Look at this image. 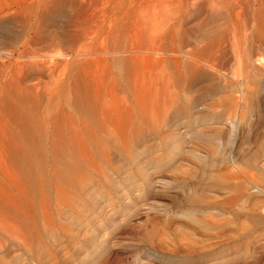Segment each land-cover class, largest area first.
I'll return each mask as SVG.
<instances>
[{
    "label": "rangeland",
    "instance_id": "obj_1",
    "mask_svg": "<svg viewBox=\"0 0 264 264\" xmlns=\"http://www.w3.org/2000/svg\"><path fill=\"white\" fill-rule=\"evenodd\" d=\"M186 2L190 0H0V19L7 29L0 27V221L8 213L3 219L8 223L11 218L7 225L13 227L8 229L13 228L17 236L3 238L6 244L0 248V256L5 264H43L54 242L61 248L59 255L65 256L73 244L78 251L84 241L101 242L106 248L97 264H264V211L247 206L262 200L263 194L256 187L233 191L230 180L251 174L264 187V0L211 1L218 2V10L223 8L222 25L210 28L219 35L200 44L206 48L202 57L209 61L202 77L190 81L172 66L166 65L165 72L153 63L138 66L139 84L135 83L140 87L135 94L143 103L138 104L135 95V105V97L130 95L132 109H124L120 122L117 119L122 144L110 156L115 169L110 176H91L82 193L74 189L68 194L61 192L65 191L64 172L62 163L52 161L53 140L44 143L48 149L44 163L50 166L49 172L54 170L58 182L56 189H45L50 196L37 200L34 182L21 169L30 154L29 123L36 112L32 99L41 104L48 97L49 73L56 80L65 79L58 80L66 85L82 84V90L73 85L78 95L92 97L93 92L94 96L100 86L96 83L104 87L111 83L98 80V64L93 65L96 58L107 57L102 52L114 45L149 47L153 36L157 37L153 33L172 26ZM206 2L200 7L199 18L208 15ZM217 5H212L215 11ZM77 78L84 81L79 83ZM66 79L72 80L67 83ZM124 95L121 92L116 98ZM159 105L165 108V119L162 111L157 112ZM42 107H38L39 117L47 114L48 122L40 124H48L50 131L59 127L57 121L54 126L53 121L49 123L50 109L44 113ZM88 147L83 150L92 152ZM102 166L98 165V170ZM71 170L72 176L91 173L82 167ZM145 170L149 172L146 182ZM15 179L30 190L18 193ZM139 189L146 191L143 196H137ZM242 192L246 194L241 198ZM11 195L17 196L15 203L8 200ZM4 196L6 214L2 212ZM129 200V211L119 208ZM69 205L75 211H69ZM50 214L62 215V219ZM189 243L190 252L182 253L181 245ZM161 246L163 252L150 255Z\"/></svg>",
    "mask_w": 264,
    "mask_h": 264
},
{
    "label": "bare ground",
    "instance_id": "obj_2",
    "mask_svg": "<svg viewBox=\"0 0 264 264\" xmlns=\"http://www.w3.org/2000/svg\"><path fill=\"white\" fill-rule=\"evenodd\" d=\"M206 1H207L206 2L207 5L209 6V7L205 8L206 9L205 11L208 14V15H206L207 18L206 17L201 18L202 16L199 18V16H197V14L200 15L199 14L200 13L199 11L201 9L200 7L204 4L205 0L202 3V5H201V2L199 3L198 0H190V2H186L187 6L185 8H183V10H180L181 6H180V4H178L180 6V7L179 6L178 7H179V10L181 12L178 11L179 14L176 17H174L173 25L172 26L169 25L168 27L164 26L163 27L164 29L160 28V30L158 31L159 32L158 34L153 33V35H157V37H156L157 41L155 40V37L153 36V39L155 41L152 38H151V40H153V42L155 44L153 42H151V43H153V45H151V43L149 42L150 43L148 45L149 47H141L138 43L137 44H135V43L129 44L128 43L129 45H124L125 43L123 42L124 44L120 47H119V45L118 46L116 45L117 48H113L115 45L111 46L112 44H110V46L112 48L111 47L109 48L108 43H106L108 45L109 49L102 52V54L107 55V57L104 56V57L96 58L97 63H94L93 65L98 64L97 68L94 66L96 68V70L98 69V72H97L98 78H99L98 80H101V81L109 80L111 83H109V85L107 87H104L103 84L96 83V85H95L96 87H97V85L98 86L100 85V86L97 87V89L99 88L98 90L95 89L96 92L94 91L95 92L94 96L92 94L93 92L90 93L92 95V97H90V95H87V94H85L87 96H85V95L83 96V93L78 95L79 92L76 90V88L74 89V87H73V85L75 83L74 84L72 83V85L70 82L68 83V81L70 79L69 80H67V79L70 76L66 79V81L69 85H71L72 90L70 89L69 85H66V82L64 84L61 81H59L62 79L57 78V80L59 79L57 81L56 79L52 78L55 76L52 73H49V76H50L49 79L50 80H48L47 82L50 84H49V86L47 84L48 87H46V89H45L46 91H48L47 92L48 97H46L42 101L41 104L43 106L42 107L43 111L42 110L41 111L44 113H47V111L50 109V112L53 114L49 113V123H51L53 121L52 126H54L56 121H57V122H59V127L51 128V131L48 130V124H46L48 122V115L46 114L45 116L39 117L40 114H38V107L41 105L40 101L37 98H36V100L32 99L33 104H34L32 106H34V109L36 110V112L34 115H32L31 123H29L31 125L30 129L32 130L33 134L32 133H31V135L27 134V137L30 135V137L28 138L29 139V145L27 148V150L30 152V154L27 155V158L29 160L26 161V159H25L26 162H22V163H25V164H22L24 167H22V165H21V169L27 175L26 178L29 179L28 177H30L29 180L32 179V182H34L32 184H34L33 185L34 195L37 194V196L35 195L36 198L38 197L41 201L45 200L46 197L50 196V193H49V195H48V193L47 194L45 193V191H46L45 189L50 190L51 187L55 188L58 186L57 185L58 182L56 184V182L54 180L57 177L56 178L53 177V173H54L53 171L54 170L52 172H49L50 166L47 164L45 165V163H44V161L46 160V154L48 153V149H46L44 147V143L47 140L48 141L53 140L52 149L50 151V154L52 155V159H55V160H52V161H58V162L62 163L63 172H64L62 175L61 174L60 175L61 176L64 175L63 176L64 181L63 180L62 181H63V184L65 186V189H64L65 191H61V190H63L61 188H60L61 190L60 189L55 190L56 189L55 188L54 189L55 191L59 192V190H60L61 192L68 194L70 189H74L76 192L79 193L80 191H83V187L86 185V182L90 179L91 176L101 175L102 177L107 178L106 176H110L111 173H113V170H115V169L113 167L112 162L110 161V156L112 154V151L119 149L118 144H122V142L120 143V139L122 140L121 135H123L122 133L120 135V133H119L120 131H118V130H121V128H119L120 124L118 126V123L121 120V118H119V116H121L120 113L123 112L124 109L127 111L128 108L132 107L134 99H132L131 96L135 97V100H136L135 95H137V94H135V93L138 91L137 89H139V87H140L138 85L139 80H136V76L137 77L139 76V75H137L139 72L138 66L140 67V65H142V67H143V65H145V63H148V64L150 63V65L153 63V65L156 66V69H158L160 72L164 71V69H166L167 66L168 67L172 66V68L175 70V73H177L176 71H178L183 77L188 78L190 81H192V79H194L196 77H198V78L202 77L201 71H204L203 69L205 66L208 65L207 62H209V61H207L205 58L202 57V52L206 48L204 47V49H203L202 45L200 46V44L204 43V42L206 43V41L209 38H212L213 35L217 34L216 29L211 31L210 28L216 27V26L219 27L220 25H222V23H221L222 20L220 18L222 16H220V15L222 14L221 11L223 9L220 6L219 8H221V9L218 10V5L220 4L219 1H218L219 3L217 2L218 5H217V3H213V4H215V6L217 5L218 11L217 10L215 11L216 7L214 9L212 7L213 4L211 3V1L214 2V0H206ZM204 6L205 5H203V7ZM183 7H184V3H183ZM223 14H224V12H223ZM2 17H4V16L2 15ZM166 20H168V19H166ZM0 21H1L0 22L1 23V26H0L1 30L6 31L7 30L6 27L2 26L3 21L1 19H0ZM164 24H162V25H164ZM166 28H169V29H166ZM165 29H166V31H165ZM202 31H205V32H202ZM217 35H219V33ZM150 36H152V35H150ZM137 41H138V39H137ZM128 42H130V41H128ZM135 42H136V38H135ZM191 43H194L193 44L194 46L190 47ZM231 46H234V44ZM99 49H100V47H99ZM235 51H236V49H235ZM234 54H235V52H234ZM235 56H236V54H235ZM65 68H64V71H65ZM82 68H84V67H82ZM85 71H86V69H85ZM60 75L58 74V77H60ZM113 75H116L115 76L116 79L113 78ZM71 76L73 78L74 74ZM105 76H108L109 79H108V77H107V79L104 78ZM85 78H86V76H85ZM63 80H65V79H63ZM79 80L80 79L77 78V81L79 83L84 81V80L83 81H79ZM87 81L89 82L88 79H87ZM116 81H118V82H116ZM135 81H137L138 84L135 83ZM72 82H74V80ZM76 85H78V83L75 84L74 86H76ZM101 85H103L104 89L105 88L106 89L105 90L100 89ZM136 85L138 86V88ZM80 86H82V84H80ZM80 86H79V88H77L78 90L83 89V86L82 87H80ZM93 86H94V84H93ZM116 87H118V88L120 87L119 90ZM80 88H82V89H80ZM87 90L88 89H86V90L84 89V91H87ZM46 91H45V93H46ZM73 91H74V93H73ZM84 91H82V92H84ZM142 91H139V93ZM75 92H78V93L75 94ZM121 92L123 93V95L126 94V95H124V98L119 99L121 97V94H120L119 98H116L117 95ZM34 94H36V93H34ZM139 96L137 95V98ZM36 97H39V96L37 95ZM125 97H130V99L125 98ZM139 98L141 99L142 97H139ZM139 98H138V104L143 103V101H141V100H140L141 102L139 101ZM150 101H151V98H150ZM136 102H137V100L135 101V105L137 104ZM35 104H36V107H35ZM141 105H139V106L140 107L144 106V104L142 106ZM145 105H146V103H145ZM147 105H148V103H147ZM55 106H57L56 107L57 112L54 111ZM143 108L144 107H142V110H143ZM158 108H159V111H157V112L160 113L162 111L160 114H162L161 115V116H163L162 118L165 119L164 116L167 114L165 111V108L162 105H159ZM128 111H129V109H128ZM125 112H123V113H125ZM117 119L119 120V122ZM42 121H44L46 123H44L43 125L40 124V122H42ZM122 131H123V129H122ZM123 133H124V131H123ZM80 134H84V135H86V137L80 138ZM120 136H121V138H120ZM53 137H54V139H53ZM85 140H87V141H85ZM86 142H88V144H90V145H88ZM85 146L86 147L90 146V147L86 148V150L89 148H92V152H89L88 150L87 151L83 150V149H85ZM86 152L91 153V155L89 153H86ZM42 153L44 154L43 156H42ZM98 165H103L100 170H98V168H97ZM4 166H7V165H4ZM4 166H3V168H4ZM74 167H82L84 169L90 170L91 173L87 174V175L83 174L84 176L83 175L72 176L71 175V172H72L71 169ZM6 170H7V168L5 169V171ZM148 173L149 172L146 170L143 172V177H144L143 181L144 182H146L148 180V177H146V175H148ZM5 174L3 173V175H5ZM245 175L246 176H243V177L234 176V177L230 178V180L232 181V184H233V191H238V190L239 191H245L247 189L250 190V189H253V187H256L257 189H259L258 191H260V193L263 194V195H260L261 197L259 196L260 198H262V200H260V201L258 200V201H254V202L251 201L250 204H248L247 206L252 210L254 208H258L259 210L264 211V187L263 188L260 187V185H258L257 180L254 179L253 177H251V174H245ZM6 176H7V174H6ZM13 180L14 179H12V181ZM73 182H74V184L75 183H77V184L74 185ZM13 186L16 187V188L15 187L14 188L18 190V193L21 192L20 194H22V191H24V190H25V192H28V190H30V189H28V186H26V187L22 186V185L20 186V183L17 182V179H15V183ZM30 186H31V184H30ZM22 187H25L27 189H23ZM59 187H61V186H59ZM31 188H32V186H31ZM53 188H51V190ZM237 188H240V189H237ZM54 190H53V193L51 195L55 194ZM249 190H248V192H249ZM29 192H33V191H29ZM57 192H56V194H57ZM145 192H146L145 190L139 189L137 192V196H143L145 194ZM80 193H82V192H80ZM65 194L60 193V195H65ZM245 194H246L245 192H242L241 198ZM24 195H26V194H24ZM29 195H31V193H29ZM60 195H56L55 197H57V196L60 197ZM80 195H82V194H80ZM26 196L28 197V194ZM10 197L11 198L8 197V200L11 201V199H12V201L13 200L16 201L15 198L17 196L14 198L11 195ZM29 197H31V196H29ZM5 198H6V196L3 197L4 200L2 201L3 209H4V210H2V212L5 211V214H6L7 210H5V204L7 202H6ZM38 198H37V200H38ZM62 198L63 197L61 196V199ZM74 198H76V197H74ZM74 198L72 199V197H71L70 199L74 200ZM28 199L31 200L33 198H28ZM54 199H56V198H54ZM64 199H63L64 202L62 201V204H65L66 199L65 200ZM33 200H35V199H33ZM142 200H144V198ZM243 200L246 201V199H243ZM10 201H8V202H10ZM68 201H71V200H66V202H68ZM32 202H36V201H32ZM55 202H54V204H55ZM57 202H59V201H57ZM130 202L131 201L129 200V201H127V203H123L124 205L120 206L119 208H125V209H127V211H129L130 206H128V204H130ZM44 204H46V201L44 202ZM47 204H49V202H47ZM52 204H53V202H52ZM70 204H71V202H70ZM78 204H79V202H78ZM34 206H35V204H34ZM39 207H41V205H39ZM77 207H79V205ZM32 208H33V206L31 205V209ZM57 208H58V206L56 205V209ZM37 209H36V211H37ZM40 209L43 212L45 211L44 213L49 214L48 212H46V208H44L45 210L43 208H40ZM56 209L54 210L55 212L58 211V210L56 211ZM48 210L49 209H47V211ZM61 210H62V207H61ZM72 210L75 211L71 207V209L69 211L72 212ZM58 212L61 214L60 211H58ZM64 212H66V210ZM79 212L80 211H78V213ZM34 213H35V210H34ZM6 215H3L1 217V221H0V248H3L6 244L3 240V238L5 239L7 237L6 235H10L13 238L17 237V236H14L15 235L14 233H12V232H14L13 228H12V230L8 229V228L11 229V227H13V226L10 227V225H9V227H8L7 224L9 223V220L11 218L8 220V223H7L3 219V217H5ZM50 215H53V214H50ZM58 217H60V218H58ZM58 217H57V219H59V220L62 219L61 218L62 215H60ZM66 220H68V219H66ZM66 220H65V222H66ZM61 221H63V220H61ZM10 223H11V221H10ZM194 242L197 243V240L194 239ZM54 243H55V246L53 247V249H51V248H50L51 250L49 249V252H48L49 257L47 256L48 258L46 260V263L48 262L47 264H49L50 262L53 263L54 260L57 262V264H61L63 261H65V264H67V261H66L67 259H69L71 262H72V260H73V262H80L81 264H97L96 261L101 259L103 257V254L106 252V250H105L106 248H104L101 245L102 244L101 242L98 244H94V243L89 242V241L88 242L84 241V242L80 243L78 251H75L78 247H76L73 244V246H71V250H67V252H65L67 254V255H65L66 256L65 257L64 254H62V253H61V256L59 255V253L61 252V248L57 247L56 242H54ZM67 244L69 245L70 243H67ZM189 245H190V243L188 245H186L185 247H183V245H181V247L184 248V249H181V252L182 253H189L190 252V248L188 247ZM200 245H204V243H202ZM49 246H51V245H49ZM99 246L102 248L99 249L98 248ZM206 246L210 247L211 245L208 243ZM66 247H67V245H66ZM163 248H165V247L161 246L159 251L155 250L152 253H150V255L153 256V254H155V253L158 254V252H163L162 251ZM166 249L171 250L170 248H166ZM172 251L176 252L177 250L175 248H172ZM155 256H156L155 258H157V259L158 258L161 259L163 257L162 255H158V257H157V255H155ZM89 257H90V259H89ZM76 260H79V261H76ZM94 260H95V262H94ZM30 262H32V261H30ZM46 263H43V264H46ZM0 264H5L3 262V259L1 256H0ZM41 264H42V262H41Z\"/></svg>",
    "mask_w": 264,
    "mask_h": 264
}]
</instances>
